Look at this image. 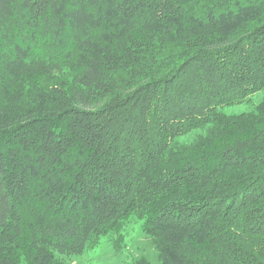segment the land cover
<instances>
[{"label": "trees", "instance_id": "obj_1", "mask_svg": "<svg viewBox=\"0 0 264 264\" xmlns=\"http://www.w3.org/2000/svg\"><path fill=\"white\" fill-rule=\"evenodd\" d=\"M260 93L264 0H0V264H264Z\"/></svg>", "mask_w": 264, "mask_h": 264}, {"label": "rangeland", "instance_id": "obj_2", "mask_svg": "<svg viewBox=\"0 0 264 264\" xmlns=\"http://www.w3.org/2000/svg\"><path fill=\"white\" fill-rule=\"evenodd\" d=\"M264 97L260 93L253 97L249 103L226 107L222 111L233 115L250 112L253 104L260 102ZM191 136L180 138L181 142L187 141ZM64 259L68 264H132L135 261L145 258L150 264H161L158 253L150 238L141 230V222L132 224L127 234V247L122 252H115L112 243L105 238L102 243L93 251L83 255L65 254Z\"/></svg>", "mask_w": 264, "mask_h": 264}]
</instances>
